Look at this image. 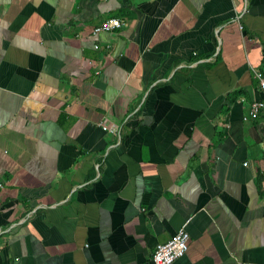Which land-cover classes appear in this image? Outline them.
Masks as SVG:
<instances>
[{"label": "crops", "instance_id": "obj_1", "mask_svg": "<svg viewBox=\"0 0 264 264\" xmlns=\"http://www.w3.org/2000/svg\"><path fill=\"white\" fill-rule=\"evenodd\" d=\"M263 63L264 0H0V264H152L182 227L172 264H264Z\"/></svg>", "mask_w": 264, "mask_h": 264}, {"label": "built area", "instance_id": "obj_2", "mask_svg": "<svg viewBox=\"0 0 264 264\" xmlns=\"http://www.w3.org/2000/svg\"><path fill=\"white\" fill-rule=\"evenodd\" d=\"M124 19L121 17H108L99 24H97L92 34H96L101 31H112L120 28L124 25ZM255 78L258 81L260 89L264 92V63L261 69L255 70ZM264 109V101H254L251 103L249 113L245 120L255 119L259 112ZM104 130L110 134H117L120 132L118 126L106 127L101 124ZM189 235L182 227L177 231L172 238L164 244H159L155 247L152 256V264H172L177 259L183 257L188 250Z\"/></svg>", "mask_w": 264, "mask_h": 264}]
</instances>
